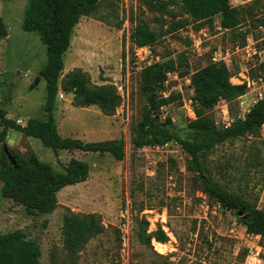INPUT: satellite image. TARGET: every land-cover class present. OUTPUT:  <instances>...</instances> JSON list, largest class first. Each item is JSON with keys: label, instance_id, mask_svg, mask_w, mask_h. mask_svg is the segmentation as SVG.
<instances>
[{"label": "rangeland", "instance_id": "374dc122", "mask_svg": "<svg viewBox=\"0 0 264 264\" xmlns=\"http://www.w3.org/2000/svg\"><path fill=\"white\" fill-rule=\"evenodd\" d=\"M251 0H229L233 6ZM149 0H101L89 16L74 26L68 50L63 55L61 79L80 69L92 84H113L121 96L114 114L104 115L97 106L75 107L71 99L57 95L54 111L62 137L83 141L119 138L124 141L121 161L109 154L59 150L45 147L35 138H15L13 151L28 156L34 153L61 171L74 157L86 161L90 173L83 182L62 188L58 205L49 214L30 215L24 206L1 196L0 234L22 230L41 250L40 264H264V239L247 234L235 215L220 207L201 189L188 154L179 144L133 150L131 140L143 120L147 107V75L155 63L176 59L184 53L180 76L168 72L157 95H179L156 114L158 121L170 117L172 129L182 137H192L188 123L195 118L190 75L212 57L223 60L232 74L229 81L246 83L245 93L232 100H220L206 110L215 126L223 125L222 110L233 119L244 116L250 106L264 97V72L260 63L264 52V0L257 5L256 18L239 30L251 28L244 46L229 31L202 24L162 34L138 54L130 34L139 21L152 29L157 13L148 8ZM26 0H0V19L6 36L0 39V111L4 119L23 126L28 118L44 119L45 81L40 70L46 62V47L36 32L23 31ZM237 45V47L235 46ZM1 128V127H0ZM10 133L8 129L7 137ZM2 143H0L1 149ZM207 173L233 194L264 210V127L256 136H245L217 145L204 155ZM70 213H96L105 230L68 257L64 246V218ZM161 229L167 240L156 249L153 233ZM149 236L144 244L142 237ZM258 260V261H257Z\"/></svg>", "mask_w": 264, "mask_h": 264}, {"label": "trees", "instance_id": "16d2710c", "mask_svg": "<svg viewBox=\"0 0 264 264\" xmlns=\"http://www.w3.org/2000/svg\"><path fill=\"white\" fill-rule=\"evenodd\" d=\"M101 0H26L23 10L22 30L36 32L46 47V62L40 70L45 81L44 119L28 118L23 126L14 120L4 119L0 111V143H4L11 127L20 130L24 137L39 140L45 147L58 156L59 150L109 154L113 159L124 158L123 139L113 138L99 141H83L79 138L62 137L54 116L59 87L64 93L71 94V103L75 107L95 105L104 115H112L121 103V96L113 84L94 85L89 76L80 69L67 73L59 82L63 70V55L68 50L74 26L82 16L91 15ZM261 0H251L242 5L233 6L229 0H149L148 8L157 13L153 21L159 29H152L145 21H139L130 34V40L138 47L152 45L160 35L173 33L191 25L193 30H200L204 23L212 27L214 17L219 15L218 28L229 31L232 37L239 38V46H244L247 35L252 30H239L247 20L257 17L258 4ZM259 26H264V21ZM6 36V27L0 19V39ZM237 47V45H235ZM185 63L184 53L176 59L155 63L147 75V107L143 120L131 140L133 150L144 147L162 146L175 142L185 151L190 164L197 173L202 191L220 207L234 211L239 223L244 225L247 234L258 235L264 239V210L233 194L215 181L206 171L204 155L217 145L232 139L256 136L264 125V98L257 99L244 116L236 117L227 128H217L206 110L214 107L218 101L232 100L245 93L246 83L231 84L232 76L228 65L223 60L212 59L195 69L190 75L193 89L192 101L196 104L195 118L188 123L192 137H182L172 129L170 117L158 121L156 114L162 106L179 98L169 94L157 95V90L167 80L168 72L180 76L187 73L179 71ZM264 72V61L260 63ZM264 82V79H263ZM1 145L0 182L1 196L24 206L30 215L51 213L58 205V192L69 185L83 182L90 173L86 161L70 158L55 170L50 163L41 161L34 153L21 155L8 148L14 157L16 167L8 161ZM242 211V216L237 215ZM105 227L96 213H70L64 218V246L69 257H74L87 242L102 233ZM156 249L164 246L167 240L159 228L153 235ZM142 242L150 243L149 236L142 237ZM39 244L26 237L20 229L0 234V264H40ZM69 264H78L70 261ZM155 264H171L167 259Z\"/></svg>", "mask_w": 264, "mask_h": 264}, {"label": "water", "instance_id": "95a60500", "mask_svg": "<svg viewBox=\"0 0 264 264\" xmlns=\"http://www.w3.org/2000/svg\"><path fill=\"white\" fill-rule=\"evenodd\" d=\"M22 135L23 134L20 130H18L17 128L11 127L7 140L2 145L3 151L6 154L8 161L13 165L14 168L16 167L15 159L13 156L9 154L7 149L9 148V145L11 144V142L15 141L14 139L16 137L21 138ZM227 210L229 211L230 215H234L233 210H230L229 208H227ZM237 215L242 216V211H237Z\"/></svg>", "mask_w": 264, "mask_h": 264}, {"label": "built area", "instance_id": "2783aa9c", "mask_svg": "<svg viewBox=\"0 0 264 264\" xmlns=\"http://www.w3.org/2000/svg\"><path fill=\"white\" fill-rule=\"evenodd\" d=\"M260 28H262L261 26H259ZM248 40V39H247ZM249 41V40H248ZM145 48V46L144 47H139L137 50H136V54H138L141 50H143ZM262 58L264 59V52H263V55H262ZM212 60L213 61H217V59H216V57H212ZM59 96L60 97H62V95L61 94H59ZM260 98H264L263 96H262V94L261 93H259V98L258 99H260ZM221 113H222V115H223V125H222V129L223 128H227L229 125H230V123L234 120L232 117H230L229 115H227L228 113H227V110L225 109V110H222L221 111ZM237 117H241V116H237ZM262 127H264V125L262 126ZM258 261V260H257Z\"/></svg>", "mask_w": 264, "mask_h": 264}, {"label": "crops", "instance_id": "0c3cea01", "mask_svg": "<svg viewBox=\"0 0 264 264\" xmlns=\"http://www.w3.org/2000/svg\"><path fill=\"white\" fill-rule=\"evenodd\" d=\"M59 94H61L62 97H63L64 99H66V98L72 99V95H71V94L64 93V92L61 90L60 87H59V89H58V95H59ZM57 195H58V194H57Z\"/></svg>", "mask_w": 264, "mask_h": 264}]
</instances>
